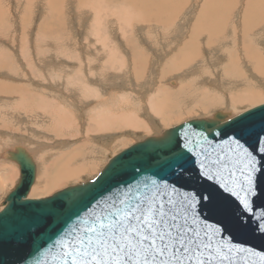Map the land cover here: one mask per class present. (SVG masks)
<instances>
[{"label": "rangeland", "instance_id": "374dc122", "mask_svg": "<svg viewBox=\"0 0 264 264\" xmlns=\"http://www.w3.org/2000/svg\"><path fill=\"white\" fill-rule=\"evenodd\" d=\"M163 1L160 18L170 24L142 21ZM168 1L0 0V208L19 174L1 158L11 145L32 153L42 181L28 199H41L92 179L109 156L143 138L219 110L229 118L264 103V62L225 69L217 50H205L193 65L163 75L202 5L178 0L171 13L175 0ZM244 1L231 13L227 37ZM255 35L247 34L248 41ZM132 46L143 53L141 69L130 64ZM256 47L264 58V39ZM196 103L209 108L196 110ZM63 166L71 175L53 183Z\"/></svg>", "mask_w": 264, "mask_h": 264}, {"label": "water", "instance_id": "95a60500", "mask_svg": "<svg viewBox=\"0 0 264 264\" xmlns=\"http://www.w3.org/2000/svg\"><path fill=\"white\" fill-rule=\"evenodd\" d=\"M242 115L248 116L254 131L264 127V103L229 118L227 112L219 110L210 117L191 119L109 156L92 179L41 199H28L37 170L32 154L20 144L4 149L1 158L18 167L19 178L3 199L0 210V264H65L63 250L70 249H64V245L80 237L86 222L93 216L121 207L119 201L127 198L129 188L133 192L137 189L143 192L145 187L152 189L155 185L163 190L167 186L171 192L173 177L157 166L159 142L168 134L173 139H183L192 131L203 132L204 138L193 137L192 143L188 144L191 159L186 161L185 167L194 173V160L197 168L203 165V170L213 177V183L231 186L240 180L242 163L235 156L225 132L231 122ZM209 126H212V133L218 134H209ZM113 161L117 162L118 168ZM176 183L184 185V181ZM171 194L176 196L175 192ZM161 200L167 203L163 196ZM257 205H264V201L258 200ZM168 207L183 215L184 209L178 204ZM217 207L219 211L210 215L207 221L196 220L190 224L199 233L197 240L200 242L190 264H195V257L206 260L207 264H261L264 235L256 231L257 226L264 223L260 208L248 213L251 219L246 227L230 228L232 235L229 236L227 233L213 235L211 229L217 219L234 222L233 206L220 200ZM192 215L195 216V212ZM240 247L248 250L240 252L237 250ZM217 251L226 259L216 258ZM182 258L186 259V255Z\"/></svg>", "mask_w": 264, "mask_h": 264}, {"label": "snow or ice", "instance_id": "6c2138e0", "mask_svg": "<svg viewBox=\"0 0 264 264\" xmlns=\"http://www.w3.org/2000/svg\"><path fill=\"white\" fill-rule=\"evenodd\" d=\"M211 127L209 134H218L212 133ZM253 129L248 116L242 115L235 118L225 132L235 156L242 163L240 180L231 186L213 183V177L203 170V165L197 168L194 160V173L185 167L186 161L191 159L188 144L193 137L204 138L203 132L192 131L183 139H173L168 134L159 142L157 166L173 177L171 192L167 186L163 190L155 185L152 189L145 187L143 192L129 188L127 198L119 201L121 207L93 216L86 222L81 236L64 245V249H70L63 250L65 264H190L200 246L199 233L190 224L196 220L207 221L219 211L218 201H227L233 206L234 222L214 220L213 235L227 233L231 236L230 228L246 227L251 219L248 213L257 207L264 218V205H257L258 200L264 201V127ZM113 165L119 167L116 161ZM177 181H184V185H178ZM172 192L176 193L175 197ZM162 196L167 203L162 202ZM174 204L184 209L183 215L168 207ZM256 231L264 235V223L259 224ZM216 258L226 259L219 251ZM260 260L264 264V255ZM195 264H207V261L195 257Z\"/></svg>", "mask_w": 264, "mask_h": 264}, {"label": "crops", "instance_id": "0c3cea01", "mask_svg": "<svg viewBox=\"0 0 264 264\" xmlns=\"http://www.w3.org/2000/svg\"><path fill=\"white\" fill-rule=\"evenodd\" d=\"M160 1V0H159ZM167 1V0H166ZM171 1V0H170ZM170 1H168V2H170ZM209 1V2H208ZM211 1H213L214 3L213 4H215L216 3V1H220L221 3H220V5L222 6V8L224 9V11H225V14H226V16L227 17H224L223 16V14H222V12L219 10V8L217 7V5H215V7H217V11H216V14L217 15H214L215 14V12L214 11H212V9H213V7L214 6H212L213 4L211 3ZM202 0V5H201V7H200V9L198 10V11H203L202 12V14L199 12L198 13V11H197V14H196V17H195V20H194V22H193V24L191 25V27H190V29H189V32H188V36L183 40V42H181V44H179V48L177 49V51H176V54H174L172 57H171V59H169V61L167 62V63H165V70L162 72L163 73V75H168V73H170V72H175L177 69H179V70H181V68L183 69V68H187V66H188V64H189V66H191V65H193L194 63L193 62H196L198 59H199V56H198V51H199V54L201 53H203L205 50H212V51H216L217 50V52H218V54L219 55H221V57L223 58V59H225V63L223 64L222 62H221V64H220V67H222V68H225V69H227V68H231V67H234V65L235 66H238V63H239V61H241L239 64H241L242 62H243V59L245 60V62H243V63H245L246 65H249L250 67L251 66H257L258 64H257V62L259 63V65L261 64H263V62H262V59H264L263 58V55H262V53L263 52H261L262 50L260 49V52H259V50L257 49V43L259 44L260 43V41H262V39H264V32L263 31H261V29H264V26L262 27L261 26V24L263 25L264 23V0H250V2H249V0H245L244 2H243V7H241V9H240V12H239V14H238V16H240L239 17V27L238 26H234V25H232L231 24V26H230V36L232 37H230L229 36V38L227 37V35H226V33L224 34V32L226 31L225 29H223L224 27H223V20L225 21V20H230V16H231V13H233L234 12V10H235V8H236V5H237V3H239V0H232V1H230V0ZM146 2V1H145ZM150 2V1H149ZM148 1L146 2V5L147 6H152V5H155V4H152L151 2L149 3ZM153 2V1H152ZM226 2V4H224ZM232 2V3H231ZM207 3V4H206ZM152 4V5H151ZM164 4H165V1H163V2H160V7L158 6V8H156L154 11H153V13L155 14L154 16H152V18L151 17H147V19L146 18H143L144 20H142V21H149V19L151 18V19H153L154 20V22L156 23L157 21V25H159V26H161V27H166V24L165 23H169V22H171V21H169V22H166V21H164L163 19H162V21H161V18H160V15L162 14V13H164V11L163 10H165L166 11V9H167V7H166V5L164 6ZM204 4V5H203ZM223 4H224V6H223ZM228 4L230 5V6H228ZM234 4H235V6H234ZM247 6H246V5ZM211 5V6H210ZM239 5H241V4H239ZM162 6V7H161ZM179 6H180V4L178 3V0L176 1H172V6H171V10H170V12L171 13H173V12H178V9H179ZM202 6L204 7V8H202ZM208 6V8H206V7ZM245 6H246V8H247V10H246V8H245ZM137 7V10L136 11H140V8H141V5H138V6H134V8H136ZM214 7V8H215ZM202 8V9H201ZM206 9V10H205ZM211 9V10H210ZM244 9V10H243ZM156 10H158V11H156ZM210 10V11H209ZM249 10V11H248ZM253 10V11H252ZM207 11H209V12H207ZM212 11V12H211ZM207 12V13H206ZM221 12V14H219ZM248 12V13H247ZM206 13V14H205ZM210 13H214L213 15L212 14H210ZM202 16H201V15ZM204 14V15H203ZM171 15V14H170ZM211 15V16H210ZM219 15V16H218ZM250 15V16H249ZM252 15V16H251ZM256 15V16H255ZM159 16V17H158ZM199 16H200V18H199ZM222 16V17H221ZM203 19H202V18ZM204 17H205V19H204ZM211 17V18H210ZM216 17V18H215ZM219 17V18H218ZM224 17V18H223ZM149 18V19H148ZM156 18V19H155ZM208 18V19H207ZM221 18H223L222 20H221ZM227 18V19H226ZM242 18H243V20H242ZM146 19V20H145ZM150 19V20H151ZM197 19H202V20H197ZM210 19L212 20L213 19V21L215 20V19H217V20H215L214 22L213 21H210ZM231 19H233V17H231ZM156 20V21H155ZM203 20H205V21H203ZM218 20H219V22L220 23H218ZM221 20V21H220ZM198 21V22H197ZM199 21H200V23H199ZM244 21V22H243ZM247 21V22H246ZM164 22V24H162ZM204 22V23H203ZM160 23H161V25H160ZM199 23V24H198ZM207 23V24H206ZM209 23V24H208ZM218 23V24H217ZM227 24L229 23V21L228 22H226ZM211 24L212 25H215V26H211ZM222 24V25H221ZM241 24V25H240ZM242 24L244 25V26H242ZM168 25V24H167ZM207 25V27H205ZM247 25V26H246ZM258 25H260V26H258ZM195 26V27H194ZM256 26H258V27H256ZM220 27L222 28L221 30H220ZM237 27V28H236ZM244 27V28H243ZM247 27V28H246ZM249 27H250V29H249ZM256 28V31L255 30H253V28ZM214 28V30H212ZM235 28V29H234ZM245 28H246V30H245ZM252 28V29H251ZM216 29V30H215ZM232 29V30H231ZM223 30H224V32H223ZM234 30H237L236 32H240V30H241V32L240 33H235V31ZM250 30H253V31H250ZM215 32H217V33H215ZM227 32V31H226ZM243 32H246V34H249L248 32H250V33H252V32H257L256 33V35H255V37H254V39H253V41L250 43L249 41H248V39H246L247 37L246 36H243ZM202 33V34H201ZM213 33V34H212ZM221 33H223V34H221ZM242 33V34H241ZM260 33V34H259ZM204 34V35H203ZM236 34V35H235ZM210 35V36H209ZM220 36V37H218V36ZM238 35V37L236 38V37H234V36H237ZM242 36L244 37V38H242ZM193 37H194V39H193ZM199 37V38H198ZM201 37V38H200ZM207 37V38H206ZM239 37H241V38H239ZM257 37V38H256ZM197 38H198V41L196 42V40H197ZM221 40H220V39ZM226 38V39H225ZM234 38V39H233ZM202 39V40H201ZM224 39V41H222ZM229 39V40H228ZM234 41H233V40ZM235 39H236V42H235ZM241 39V40H240ZM246 39V40H245ZM127 40V39H126ZM217 40V41H216ZM228 42H227V41ZM256 40H258V41H256ZM204 41V42H203ZM222 41V42H221ZM227 43H226V42ZM237 41H238V43H237ZM248 41V42H247ZM255 41V42H254ZM209 42V43H208ZM223 42H224V44L225 45H223ZM241 42V43H240ZM126 43V45L127 46H129L130 47V45H128L129 43L128 42H125ZM190 43V44H189ZM199 43V44H198ZM201 43V44H200ZM204 43V44H203ZM215 43H217L216 45H215ZM242 45H240V44ZM203 44V45H202ZM206 44V45H205ZM222 44V45H221ZM227 44V45H226ZM197 45H198V47H197ZM215 45V46H214ZM203 46V47H202ZM209 47V48H207V47ZM238 47V49L236 48V47ZM255 47V49L253 50L252 48H249V47ZM224 47V48H223ZM228 47V48H227ZM229 47H230V50H231V48L233 49V47H234V49H233V51L231 50V53H235V52H237V53H235V56L233 55V54H231V56H230V50H229ZM131 48H133V46L131 47ZM190 48V49H189ZM200 48H201V51H200ZM205 48V49H204ZM221 48V49H220ZM223 48V49H222ZM229 50V52L227 51V49ZM236 48V49H235ZM199 49V50H198ZM225 49V50H224ZM248 49H250L249 51H248ZM204 50V51H203ZM222 50H224V51H222ZM239 50V51H238ZM257 50H258V53H260V55H262V56H260L258 53H257ZM131 51L133 52L132 54H131V56H129V61H130V64H131V66H132V68H134V66H136V67H139L140 69H141V67H142V63H143V53L142 54H140V51H138V49H136V50H134V49H131ZM235 51V52H234ZM227 53V54H226ZM229 54V55H228ZM237 54V55H236ZM244 54V55H243ZM247 55V56H246ZM133 56H135V57H133ZM194 58H193V57ZM233 57L232 59H230L229 57ZM257 56V60H256V57ZM198 57V58H197ZM238 57V58H237ZM247 57V58H246ZM177 58H178V60H177ZM211 58V57H210ZM227 58H228V60H227ZM235 58L236 59H238V60H236L235 61ZM242 60H241V59ZM252 58L253 59H255V61L254 60H252ZM183 59V60H182ZM212 59V58H211ZM230 60H231V62H230ZM173 61L175 62V63H173ZM193 61V62H192ZM227 61H228V63H227ZM248 61V62H247ZM264 61V60H263ZM132 62V63H131ZM170 62V63H169ZM179 63V65H178V63ZM208 62V61H207ZM210 62V61H209ZM177 63V64H176ZM191 63V64H190ZM248 63V64H247ZM250 63H251V65H250ZM170 65H172V66H170ZM187 65V66H186ZM221 65H223V66H221ZM232 65V66H231ZM227 66V67H226ZM229 66V67H228ZM136 67H135V69H132L133 71H135L134 73H135V77H137L138 75H140V73H138V72H136ZM255 69V68H254ZM168 70H170V71H168ZM132 71V72H133ZM139 71V70H138ZM166 72V73H165ZM173 82V81H172ZM157 91H160L159 89L157 90ZM173 92V91H172ZM160 93H162L161 91H160ZM171 93V92H170ZM166 97V96H165ZM164 97V98H165ZM253 99V100H252ZM250 100H252V101H255L256 99H255V96L252 98H250ZM197 106V108H194V109H199L200 110V108L201 107H203V108H201V110L202 111H205V110H203L204 109V107H205V109H207V108H209V105H204V106H200V105H196ZM211 107V106H210ZM159 109V108H158ZM158 109H156V110H158ZM227 112V111H226ZM225 112V113H226ZM215 112H213L212 114H214ZM228 113H230V112H228ZM211 114V115H212ZM211 115H209V117L211 116ZM208 117V116H207ZM126 119V120H125ZM195 119V118H194ZM122 120L124 121H127V122H124L125 124L127 123V126H131L132 125V123L131 122H133V121H130V118H122ZM130 125H129V124ZM165 131V130H164ZM148 137H150V136H148ZM144 139V138H143ZM142 139V140H143ZM140 141V140H139ZM28 150V149H27ZM29 151V150H28ZM30 152V151H29ZM31 153V152H30ZM32 154V153H31ZM34 158V157H33ZM8 162V161H7ZM34 162H35V160H34ZM10 163H12V162H10ZM12 164H14V163H12ZM35 164H36V162H35ZM65 164V163H64ZM63 164V165H64ZM15 165V164H14ZM16 166V165H15ZM17 167V166H16ZM36 168H37V164H36ZM64 166H63V169L62 170H60V173L57 175V179H56V177H55V179H56V181H53V183H57L58 181H62V182H65V180H64V178L62 177V171L64 170ZM17 169H18V167H17ZM36 173H37V170H36ZM16 174V177L14 178V182L13 183H15L16 184V182L18 181V178H19V174H17V173H15ZM37 176H36V178H37V180H36V178H35V186L34 187H36L35 188V191H37V189H38V184L42 181H38V174H36ZM60 175H61V177L63 178V180H62V178L60 177ZM77 175V174H76ZM76 175L75 176H73V177H71L70 179H74L75 177H76ZM6 178V176H4V178L3 179H5ZM69 179V180H70ZM3 183V181L1 182L0 181V186L1 185H3L2 184ZM49 183V182H48ZM43 185H45V188H46V186H47V184L45 183H43ZM13 187V186H12ZM0 188H2V186L0 187Z\"/></svg>", "mask_w": 264, "mask_h": 264}, {"label": "bare ground", "instance_id": "6f19581e", "mask_svg": "<svg viewBox=\"0 0 264 264\" xmlns=\"http://www.w3.org/2000/svg\"><path fill=\"white\" fill-rule=\"evenodd\" d=\"M215 1H216V0H215ZM223 1H224V0H223ZM230 1H232V0H230ZM246 1H247V0H246ZM166 2H167V1H166ZM208 2H209V1H208ZM249 2H250V0H249ZM211 3L213 4L214 2L211 1ZM220 3H221L220 1H219V2L216 1V3L213 4L212 6L215 7V5H217V7L219 8V10L222 12L223 16H224V17H227L226 14H225L224 9H223L222 6L220 5ZM231 3H232V2H231ZM206 4H207V3H206ZM224 4H226V2H225ZM224 4H223V6H224ZM203 5H204V4H203ZM245 5H246V4H245ZM210 6H211V5H210ZM228 6H230V5L228 4ZM234 6H235V4H234ZM246 6H247V5H246ZM246 6H245V8H246ZM159 7H160V4H159ZM161 7H162V6H161ZM179 7H180V6H179ZM205 7H206V6H205ZM214 7H213L212 11H214L215 14H214V13H213V14H214V15H217V14H216V11H217L218 9H217V7H215V8H214ZM241 7H243V5H241ZM57 8H58V7H57ZM202 8H204V7L202 6ZM202 8H201V9H202ZM206 8H208V6H207ZM158 9H159V8H158ZM205 10H206V9H205ZM210 10H211V9H210ZM210 10H209V11H210ZM243 10H244V9H243ZM246 10H247V8H246ZM157 11H158V10H157ZM209 11H207V12H209ZM212 11H211V12H212ZM248 11H249V10H248ZM252 11H253V10H252ZM199 12H200V11H198V13H199ZM202 12H203V11H201L200 13L202 14ZM207 12H206V13H207ZM217 12H218V11H217ZM221 12H220L219 14H221ZM206 13H205V14H206ZM247 13H248V12H247ZM196 14H197V13H196ZM201 14H200V15H201ZM210 14H212V13H210ZM213 14H212V15H213ZM203 15H204V14H203ZM214 15H213V16H214ZM131 16H132V15H131ZM201 16H202V15H201ZM210 16H211V15H210ZM218 16H219V15H218ZM232 16H233V15H232ZM236 16H237V15H236ZM249 16H250V15H249ZM251 16H252V15H251ZM255 16H256V15H255ZM158 17H159V16H158ZM221 17H222V16H221ZM224 17H223V18H224ZM239 17H240V16H239ZM199 18H200V16H199ZM201 18H202V17H201ZM210 18H211V17H210ZM215 18H216V17H215ZM218 18H219V17H218ZM223 18H221V20H222ZM148 19H149V18H148ZM150 19H151V18H150ZM150 19H149V21H150ZM155 19H156V18H155ZM202 19H203V18H202ZM202 19H197V20H202ZM204 19H205V17H204ZM207 19H208V18H207ZM226 19H227V18H226ZM143 20H144V19H143ZM194 20H195V19H194ZM215 20H217V19H215ZM215 20H214V21H215ZM221 20H220V21H221ZM242 20H243V18H242ZM155 21H156V20H155ZM161 21H162V20H161ZM203 21H205V20H203ZM210 21H213V19H212V20L210 19ZM214 21H213V22H214ZM228 21H229V20H228ZM228 21H227V20H225V21L223 20V27L225 28V30H226V26L228 25L226 22H228ZM147 22H148V20H147ZM157 22H158V21H157ZM157 22H156V23H157ZM197 22H198V21H197ZM215 22H216V21H215ZM215 22H214V23H215ZM231 22H232V21H231ZM243 22H244V21H243ZM246 22H247V21H246ZM199 23H200V21H199ZM199 23H198V24H199ZM203 23H204V22H203ZM218 23H220L219 20H218ZM218 23H217V24H218ZM263 23H264V22H263ZM162 24H164V22H163ZM165 24H166V23H165ZM169 24H170V22H169ZM206 24H207V23H206ZM208 24H209V23H208ZM160 25H161V23H160ZM166 25H167V24H166ZM221 25H222V24H221ZM232 25H233V24H232ZM238 25H239V23H238ZM240 25H241V24H240ZM244 25H245V24H244ZM244 25L242 24V26H244ZM211 26H215V25H212V24H211ZM246 26H247V25H246ZM258 26H260V25H258ZM258 26H256V27H258ZM261 26L263 27L264 24H263V25L261 24ZM261 26H260V27H261ZM194 27H195V26H194ZM205 27H207V25H206ZM224 28H223V29H224ZM236 28H237V27H236ZM243 28H244V27H243ZM246 28H247V27H246ZM246 28H245V30H246ZM221 29H222V28L220 27V30H221ZM234 29H235V28H234ZM249 29H250V27H249ZM251 29H252V28H251ZM212 30H214V28H213ZM215 30H216V29H215ZM227 30H228V29H227ZM231 30H232V29H231ZM253 30L256 31V28L254 27ZM253 30H250V31H253ZM234 31H235V33H237V34L241 32V30H240V32H236L237 30H234ZM223 32H224V30H223ZM215 33H217V32H215ZM225 33H227V32L225 31L224 34H225ZM243 33H244L243 36H246V37H247L246 32H243ZM248 33L250 34V32H248ZM256 33H257V32H256ZM201 34H202V33H201ZM212 34H213V33H212ZM221 34H223V33H221ZM241 34H242V33H241ZM259 34H260V33H259ZM263 34H264V33H263ZM203 35H204V34H203ZM235 35H236V34H235ZM238 35H239V34H238ZM238 35H237V36H234V37L237 38ZM209 36H210V35H209ZM217 36H218V35H217ZM243 36H242V38H244ZM218 37H220V36H218ZM230 37H231V36H230ZM198 38H199V37H198ZM198 38H197L196 42L198 41ZM200 38H201V37H200ZM206 38H207V37H206ZM228 38H229V37H228ZM231 38H232V37H231ZM239 38H241V37H239ZM256 38H257V37H256ZM124 39H125V38H124ZM193 39H194V37H193ZM219 39H220V38H219ZM225 39H226V38H225ZM233 39H234V38H233ZM233 39H232V40H233ZM246 39H247V38H246ZM246 39H245V40H246ZM201 40H202V39H201ZM220 40H221V39H220ZM228 40H229V39H228ZM240 40H241V39H240ZM216 41H217V40H216ZM222 41H224V39H223ZM222 41H221V42H222ZM226 41H227V40H226ZM226 41H225V42H226ZM233 41H234V40H233ZM256 41H258V40H256ZM198 42H199V41H198ZM203 42H204V41H203ZM227 42H228V41H227ZM227 42H226V43H227ZM235 42H236V39H235ZM247 42H248V41H247ZM254 42H255V41H254ZM208 43H209V42H208ZM237 43H238V41H237ZM240 43H241V42H240ZM240 43H239V44H240ZM250 43H251V42H250ZM189 44H190V43H189ZM198 44H199V43H198ZM200 44H201V43H200ZM203 44H204V43H203ZM203 44H202V45H203ZM216 44H217V43H215V45H216ZM128 45H129V44H128ZM205 45H206V44H205ZM215 45H214V46H215ZM217 45H218V44H217ZM221 45H222V44H221ZM223 45H225L224 42H223ZM226 45H227V44H226ZM240 45H241V44H240ZM257 45H259V44H257ZM241 46H242V45H241ZM127 47H128V46H127ZM197 47H198V45H197ZM202 47H203V46H202ZM206 47H207V46H206ZM235 47H236V46H235ZM207 48H209V47H207ZM223 48H224V47H223ZM223 48H222V49H223ZM227 48H228V47H227ZM227 48H226V49H227ZM236 48L238 49V47H236ZM236 48H235V49H236ZM249 48H252V47H249ZM253 48L255 49L254 46H253ZM253 48H252V49H253ZM132 49H133V48H132ZM189 49H190V48H189ZM204 49H205V48H204ZM220 49H221V48H220ZM231 49H232V48H231ZM233 49H234V47H233ZM233 49H232V50H233ZM254 49H253V50H254ZM198 50H199V49H198ZM224 50H225V49H224ZM224 50H222V51H224ZM229 50H230V49H229ZM229 50L227 49L228 52H229ZM249 50H250V49H248V51H249ZM200 51H201V48H200ZM203 51H204V50H203ZM238 51H239V50H238ZM250 51H251V50H250ZM250 51H249V52H250ZM234 52H235V51H234ZM132 53H133V52H132ZM132 53H131V54H132ZM229 53H230V56H231V54H233V53H231V50H230ZM235 53H237V52H235ZM235 53L233 54L234 56H235ZM257 53H258V50H257ZM219 54H220V53H219ZM226 54H227V53H226ZM258 54L260 55V53H258ZM132 55H133V54H132ZM228 55H229V54H228ZM236 55H237V54H236ZM243 55H244V54H243ZM262 55H263V54H262ZM262 55H260V56H262ZM198 56H199V51H198ZM246 56H247V55H246ZM133 57H135V56H133ZM192 57H193V56H192ZM199 57H200V56H199ZM228 57H229V56H228ZM235 57H236V56H235ZM193 58H194V57H193ZM197 58H198V57H197ZM201 58H202V57H201ZM229 58L232 59L233 57H229ZM237 58H238V57H237ZM246 58H247V57H246ZM255 58H256V60H257V56H256ZM240 59H241V58H240ZM110 60H111V59H110ZM177 60H178V58H177ZM182 60H183V59H182ZM227 60H228V58H227ZM236 60H238V59L235 58V61H236ZM241 60H242V59H241ZM252 60L255 61V59H253V58H252ZM263 60H264V59H262V62H264ZM228 61H229V60H228ZM228 61H227V63H228ZM192 62H193V61H192ZM230 62H231V60H230ZM240 62H241V61H239V63H240ZM243 62H245L244 59H243ZM243 62H242V63H243ZM247 62H248V61H247ZM258 62H259V61H258ZM258 62H257L258 66L261 67V64L259 65ZM128 63H129V62H128ZM131 63H132V62H131ZM169 63H170V62H169ZM173 63H175V62L173 61ZM177 63H178V62H177ZM177 63H176V64H177ZM222 63H223V62H222ZM239 63H238V64H239ZM190 64H191V63H190ZM247 64H248V63H247ZM178 65H179V63H178ZM250 65H251V63H250ZM170 66H172V65H170ZM186 66H187V65H186ZM221 66H223V65H221ZM231 66H232V65H231ZM234 66H235V65H234ZM226 67H227V66H226ZM228 67H229V66H228ZM255 67H256V66H255ZM262 68H263V67H262ZM181 69H182V68H181ZM235 70H236V69H235ZM168 71H170V70H168ZM165 73H166V72H165ZM111 75H112V74H111ZM254 78H255V77H254ZM170 85H171V86H175V82H172ZM236 89H237V88H236ZM171 90H173V89H171ZM171 92H172V91H171ZM173 92H174V91H173ZM76 97H77V96H76ZM163 98H164V97H163ZM165 98H166V97H165ZM257 98H258V96L256 95L255 99H257ZM200 101H201V100H200ZM190 102H191V101H190ZM197 102H198V101H197ZM4 103H5V102H4ZM209 103H210V102H209ZM211 103H212V102H211ZM201 104H202V103H201ZM213 104H214V103H213ZM196 105H197V103H196ZM190 106H191V105H190ZM155 107H156V106H155ZM196 108H197V107H196ZM201 108H203V107H201ZM201 108H200V110H201ZM212 108H213V107H212ZM159 109H160V108H159ZM159 109H158V110H159ZM160 110H161V109H160ZM172 110H173V109H172ZM203 110H205V107H204ZM187 111H188V110H187ZM205 112H206V111H205ZM164 115H165V114H164ZM228 116H229V114H228ZM208 117H209V116H208ZM130 121H131V120H130ZM125 122H127V121H125ZM131 123H132V122H131ZM126 124H127V123H126ZM128 124H129V123H128ZM129 125H130V124H129ZM98 126H99V125H98ZM142 126H143V125H142ZM11 133H12V132H11ZM11 146H12V145H11ZM2 150H3V149H2ZM73 157H74V156H73ZM73 157H72V158H73ZM68 159H71V157H68ZM71 160H72V159H71ZM66 162H67V161H65V163H66ZM68 162H69V161H68ZM70 162H71V161H70ZM67 170H68V169H66V167H65L64 170L62 171V177L64 178V180L67 179V178L71 175V172H66ZM59 171H60V170H59ZM36 174H38V172H37ZM36 176H37V175H36ZM60 177H61V175H60ZM62 177H61V178H62ZM63 178H62V180H63ZM56 179H57V176H56ZM36 180H37V178H36ZM57 180H58V179H57ZM60 181H61V180H60ZM35 184H36V183H35ZM44 184H45V183H44ZM33 185H34V184H33ZM44 186H45V185H44ZM33 191L36 192V191H35V188H32V187H31L30 192H33ZM2 207H3V202H2V206H1L0 210L2 209Z\"/></svg>", "mask_w": 264, "mask_h": 264}]
</instances>
